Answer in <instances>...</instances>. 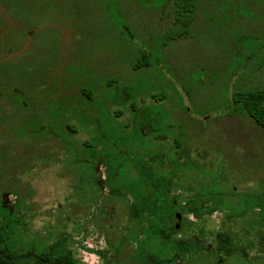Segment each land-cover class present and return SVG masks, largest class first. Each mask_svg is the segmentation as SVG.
Here are the masks:
<instances>
[{
	"label": "rangeland",
	"instance_id": "rangeland-1",
	"mask_svg": "<svg viewBox=\"0 0 264 264\" xmlns=\"http://www.w3.org/2000/svg\"><path fill=\"white\" fill-rule=\"evenodd\" d=\"M176 6L0 0V227L13 221L6 235L15 251L37 255L59 241L84 264H117L130 195L109 190L136 176L135 153L144 165L173 152L181 167L196 166L165 176L181 207L178 237L204 250L212 232L232 225L246 241L240 216L226 220L243 198L227 194L234 184L258 193L264 130L247 111L228 109L234 92L264 89V0H196L187 27ZM144 124L154 131L145 135ZM213 186L226 195L221 209L191 196Z\"/></svg>",
	"mask_w": 264,
	"mask_h": 264
},
{
	"label": "trees",
	"instance_id": "trees-1",
	"mask_svg": "<svg viewBox=\"0 0 264 264\" xmlns=\"http://www.w3.org/2000/svg\"><path fill=\"white\" fill-rule=\"evenodd\" d=\"M195 2L196 0H175L177 5L176 20L184 27H187L193 19ZM185 33H188L187 29L178 35ZM230 101L229 111L236 113H240L242 110L247 111L264 130L263 88L236 91ZM144 126H148V130L144 132L145 135L154 131L150 125L144 124ZM154 137L162 140L169 139L165 134L161 136L157 134ZM172 140L173 149H177L181 141ZM175 154L173 152L164 155L151 154L149 156L152 157V162L155 165L150 162L144 165L139 155L135 153L133 156L138 157V162H132V165L136 176H132L129 184L125 187L115 185L110 187V196L130 195L129 200H126L127 223L122 228L119 227L120 233L115 236L117 242L114 248V259L117 264L118 262L124 264L123 261H127L128 264H171L177 259L188 262L198 259L199 264H206L205 262L210 261L205 257L206 251L199 248L201 245L193 240L190 241L186 236L178 237L176 235L181 231V227H176V222L175 224L173 222L176 220V215L181 214V207H178L176 203L177 194H171L172 183L165 176L173 175V173L182 174L185 170L196 166H188V169L181 167L180 164L184 163L178 157L173 158L172 156ZM185 161H190L189 157ZM165 163L169 164L170 170L165 168L166 170L163 169L160 172L154 168L158 165L163 167ZM178 163L180 164L178 165ZM118 175L117 173V177ZM168 178L171 179V177ZM258 181L260 184L258 193H254V191L249 194L234 192L238 187L234 184L233 192L227 194L231 198H243L239 202H231L232 208H230L226 220L234 218L237 221L236 218L240 216L238 222L245 224L246 241L241 237L238 239L232 225L212 232L214 244V248H210L212 264H226L233 257L244 264H259V261L264 259V201L261 197L264 194V174ZM213 188L214 186L210 190L199 188L200 190H196L191 196L200 199L208 195L213 200L212 209H221L224 207L222 197H226V195ZM242 202L246 205L239 207ZM1 207L5 208L0 205ZM124 209L125 205L120 212H123ZM12 225L13 221L7 218L0 227L3 230V234L0 233V264H84L72 256L69 250L61 248L59 241L46 245L47 247L37 255L32 252L15 251L8 245L6 235L9 231L8 228ZM254 233L258 237L257 240L253 236ZM135 244L136 247H134ZM127 246H130L131 249H126ZM252 252H255L253 253L254 258L251 256ZM195 254H199V256L195 258ZM253 259H255L254 262H252Z\"/></svg>",
	"mask_w": 264,
	"mask_h": 264
},
{
	"label": "flooded vegetation",
	"instance_id": "flooded-vegetation-1",
	"mask_svg": "<svg viewBox=\"0 0 264 264\" xmlns=\"http://www.w3.org/2000/svg\"><path fill=\"white\" fill-rule=\"evenodd\" d=\"M109 85H110V82L107 81L106 84H105V86H109ZM210 235H211V234H210ZM210 235H209V236H210ZM236 235L238 236V239H239V237H241L240 234L237 233V232H236ZM199 248L201 249V248H203V247L200 246ZM210 248H214V245H210V246L204 248V250L206 251V255H205V257L210 259V261L205 262L206 264H212V262H211V255H212V252L210 251ZM233 258H234V257H233ZM219 260L221 261V259H219Z\"/></svg>",
	"mask_w": 264,
	"mask_h": 264
},
{
	"label": "water",
	"instance_id": "water-1",
	"mask_svg": "<svg viewBox=\"0 0 264 264\" xmlns=\"http://www.w3.org/2000/svg\"><path fill=\"white\" fill-rule=\"evenodd\" d=\"M179 221H180V216L176 215V224H175L176 227L179 226Z\"/></svg>",
	"mask_w": 264,
	"mask_h": 264
}]
</instances>
